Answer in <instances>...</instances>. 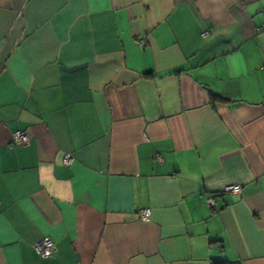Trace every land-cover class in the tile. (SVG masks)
Masks as SVG:
<instances>
[{
  "label": "crops",
  "instance_id": "1",
  "mask_svg": "<svg viewBox=\"0 0 264 264\" xmlns=\"http://www.w3.org/2000/svg\"><path fill=\"white\" fill-rule=\"evenodd\" d=\"M213 262L264 264V0H0V264Z\"/></svg>",
  "mask_w": 264,
  "mask_h": 264
},
{
  "label": "built area",
  "instance_id": "2",
  "mask_svg": "<svg viewBox=\"0 0 264 264\" xmlns=\"http://www.w3.org/2000/svg\"><path fill=\"white\" fill-rule=\"evenodd\" d=\"M139 43L143 45L144 40L140 39ZM28 138H29V135L25 130H16L12 134V140H11L10 146L13 147L17 145H22L27 142ZM70 161H71V155L69 153L63 154L62 163L65 165H68ZM225 189L228 191H232V192H239L241 187L238 184H232V185L226 186ZM207 200L210 203L212 202L210 198H208ZM139 217L141 220L147 221L150 217V210L141 209L139 211ZM34 248L38 256L41 259H45V258H49L52 255L54 245H53V242L49 238H42L34 244Z\"/></svg>",
  "mask_w": 264,
  "mask_h": 264
},
{
  "label": "trees",
  "instance_id": "3",
  "mask_svg": "<svg viewBox=\"0 0 264 264\" xmlns=\"http://www.w3.org/2000/svg\"><path fill=\"white\" fill-rule=\"evenodd\" d=\"M219 100H223L222 97L218 96V95H215V94H210V102L211 103H214L215 101H219ZM211 264H225V263H222V262H213ZM231 264H236V263H231Z\"/></svg>",
  "mask_w": 264,
  "mask_h": 264
}]
</instances>
